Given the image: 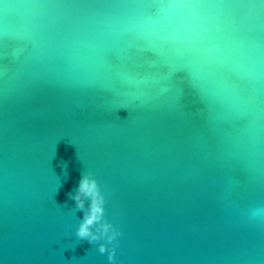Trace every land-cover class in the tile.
Returning <instances> with one entry per match:
<instances>
[{
    "label": "water",
    "instance_id": "1",
    "mask_svg": "<svg viewBox=\"0 0 264 264\" xmlns=\"http://www.w3.org/2000/svg\"><path fill=\"white\" fill-rule=\"evenodd\" d=\"M88 173L116 264H264V0H0V264H111Z\"/></svg>",
    "mask_w": 264,
    "mask_h": 264
},
{
    "label": "clouds",
    "instance_id": "2",
    "mask_svg": "<svg viewBox=\"0 0 264 264\" xmlns=\"http://www.w3.org/2000/svg\"><path fill=\"white\" fill-rule=\"evenodd\" d=\"M70 198L75 201L77 209H87L77 229V237L90 243L106 241L100 244L98 250L101 254L108 253L111 264H116L118 237L122 236L123 232L106 219L108 201L99 181L91 173L83 174L77 191ZM109 244L112 245L111 249Z\"/></svg>",
    "mask_w": 264,
    "mask_h": 264
}]
</instances>
